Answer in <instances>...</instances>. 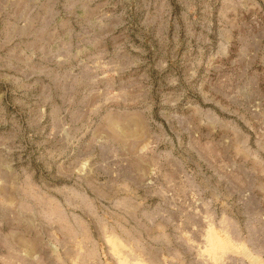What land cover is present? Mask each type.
<instances>
[{"label": "rangeland", "instance_id": "obj_1", "mask_svg": "<svg viewBox=\"0 0 264 264\" xmlns=\"http://www.w3.org/2000/svg\"><path fill=\"white\" fill-rule=\"evenodd\" d=\"M0 264H264V0H0Z\"/></svg>", "mask_w": 264, "mask_h": 264}]
</instances>
